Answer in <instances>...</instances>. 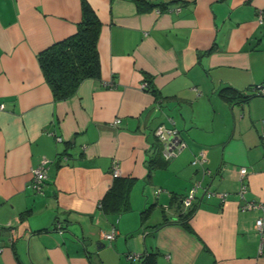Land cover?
Segmentation results:
<instances>
[{"label": "crops", "instance_id": "crops-1", "mask_svg": "<svg viewBox=\"0 0 264 264\" xmlns=\"http://www.w3.org/2000/svg\"><path fill=\"white\" fill-rule=\"evenodd\" d=\"M87 1L100 77L55 100L37 53L75 32L81 0H0V264H264V210L237 193L244 166V199L264 203V0ZM159 125L186 142L169 160ZM117 178L132 180L119 212L103 205ZM197 179L227 196L199 190L190 214Z\"/></svg>", "mask_w": 264, "mask_h": 264}, {"label": "trees", "instance_id": "trees-1", "mask_svg": "<svg viewBox=\"0 0 264 264\" xmlns=\"http://www.w3.org/2000/svg\"><path fill=\"white\" fill-rule=\"evenodd\" d=\"M135 1L138 7L147 3L145 0ZM153 6V3H148L146 7ZM100 27L101 21L94 9L87 0H81V18L76 24L75 32L54 41L37 53L39 66L55 100H65L71 97L83 79L100 77L101 66L97 49ZM145 80L147 81L146 89L156 93L152 81L148 78ZM226 88L221 90L225 94L228 91ZM243 94L237 95L242 97ZM131 183V178H117L114 186L103 198V205L118 212L128 209ZM192 206L190 205V214L194 211ZM184 224L188 227L186 222ZM152 262L153 259L144 258L141 264H152Z\"/></svg>", "mask_w": 264, "mask_h": 264}, {"label": "built area", "instance_id": "built-area-1", "mask_svg": "<svg viewBox=\"0 0 264 264\" xmlns=\"http://www.w3.org/2000/svg\"><path fill=\"white\" fill-rule=\"evenodd\" d=\"M173 9L176 11H179L180 5L170 4L165 7V10H168V11H171ZM155 11L160 12L161 9L159 7H155ZM262 16L264 15L260 14V18H262ZM108 85L112 86V83H108ZM142 85L143 87H146L147 81L144 80L142 82ZM254 91L257 94L264 95V84L256 85L254 87ZM117 121L118 119L115 120V122ZM155 134L162 143V154L166 160H169L171 157H173L178 151H180L186 145V142L183 139L179 138L178 131L175 127L159 125L155 130ZM261 138H262V142H264V125H262ZM58 139H60V137H58ZM206 160L207 158H206L205 151L200 150L198 154L192 159L191 163L194 165H200L203 171L206 172L208 171V169L203 167V164L204 162H206ZM47 162H48L47 159L43 156L41 157L39 162L32 168V177H31L30 186L36 191H41L42 186L45 183V178L47 175ZM114 169L117 170L116 164L114 165ZM239 173L241 175V183H240L237 193L239 197L243 199L240 205L241 209L244 210V209H250L252 207H258L264 210V203L255 202L252 200L249 201V200L244 199V194L247 190V185L244 181V176L247 173V168L244 166L240 167ZM199 190H202V196L206 198L212 197L213 195H217L220 197V200H224L227 196L226 192L217 191L214 189H210L209 187L203 186L201 184V181L197 179L192 182L191 186L189 187V189L187 190V192L185 193L182 199L185 206L192 205L193 201L197 197V192ZM255 226L261 235L260 245L261 247H264V219H262V217H257L255 221ZM2 228L3 227L0 225V233H1ZM10 232L12 233V235L15 234L14 229H11ZM105 236L109 239L113 238L114 230L105 234ZM1 250H2V246H0V251ZM129 257H132V255L130 254Z\"/></svg>", "mask_w": 264, "mask_h": 264}, {"label": "rangeland", "instance_id": "rangeland-1", "mask_svg": "<svg viewBox=\"0 0 264 264\" xmlns=\"http://www.w3.org/2000/svg\"><path fill=\"white\" fill-rule=\"evenodd\" d=\"M156 209H158V210H156ZM156 209H154L153 211H156V213H160L161 212V210H163V208L159 205V207L158 208H156Z\"/></svg>", "mask_w": 264, "mask_h": 264}]
</instances>
